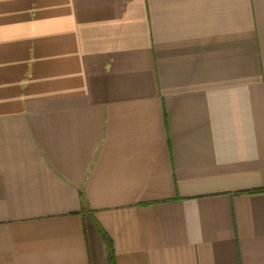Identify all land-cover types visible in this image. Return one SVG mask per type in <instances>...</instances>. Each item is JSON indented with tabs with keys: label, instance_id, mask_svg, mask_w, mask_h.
<instances>
[{
	"label": "crops",
	"instance_id": "crops-1",
	"mask_svg": "<svg viewBox=\"0 0 264 264\" xmlns=\"http://www.w3.org/2000/svg\"><path fill=\"white\" fill-rule=\"evenodd\" d=\"M264 264V0H0V264Z\"/></svg>",
	"mask_w": 264,
	"mask_h": 264
},
{
	"label": "trees",
	"instance_id": "trees-1",
	"mask_svg": "<svg viewBox=\"0 0 264 264\" xmlns=\"http://www.w3.org/2000/svg\"><path fill=\"white\" fill-rule=\"evenodd\" d=\"M108 264H114V262H113L111 256H110V258H109V260H108Z\"/></svg>",
	"mask_w": 264,
	"mask_h": 264
}]
</instances>
